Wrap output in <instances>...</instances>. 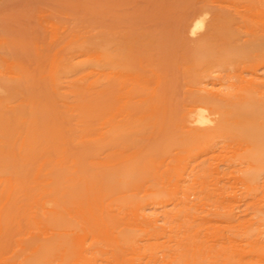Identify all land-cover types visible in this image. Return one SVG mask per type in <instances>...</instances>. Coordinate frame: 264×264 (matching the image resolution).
<instances>
[{
	"label": "bare ground",
	"instance_id": "obj_1",
	"mask_svg": "<svg viewBox=\"0 0 264 264\" xmlns=\"http://www.w3.org/2000/svg\"><path fill=\"white\" fill-rule=\"evenodd\" d=\"M37 15L45 77L0 38V132L21 152L0 159V264H264V0H193L169 66L144 74L128 51ZM63 106L101 140L69 179L32 163ZM147 130L164 138L152 158L128 146ZM208 212L237 231H212Z\"/></svg>",
	"mask_w": 264,
	"mask_h": 264
},
{
	"label": "rangeland",
	"instance_id": "obj_2",
	"mask_svg": "<svg viewBox=\"0 0 264 264\" xmlns=\"http://www.w3.org/2000/svg\"><path fill=\"white\" fill-rule=\"evenodd\" d=\"M192 6L193 0H0V38L12 43L16 52H8L10 56L27 60L37 75L45 77V64H38L30 57L33 31L34 36L37 35L36 38L42 41L43 29L37 21V14L42 10L44 22L62 28L66 35L70 30H75L97 46L110 45L128 51L132 65L144 74L152 67L164 69L169 66V55L177 45L175 33L178 23L187 19ZM191 46H194L193 42ZM183 53L185 51L179 47L175 61L183 62ZM60 111L57 121L43 117L40 127L42 140L37 142V151L42 153L46 149L48 152L43 158L40 155L33 157L32 163L38 166L49 158L45 172L52 171L69 179L77 174L80 166L87 165V152L98 148L101 140L85 136L87 123L81 111H73L67 106H63ZM56 123L60 134L67 140L64 145L55 137L53 127ZM3 128L6 131L9 129L7 125ZM9 138L8 134L2 135L0 132V140L5 143L4 146L0 144V159L7 158L18 164L21 158L19 143L16 138ZM163 141L164 138L152 136L147 130L145 136L138 135L128 146L130 152L136 150L152 158L156 149L150 152L148 149ZM221 168L226 172L233 169L228 167L227 162H223ZM261 206L264 209V203ZM255 208L256 205L249 206L245 202L240 205L243 214ZM205 219L209 220L212 231L218 234L228 235L237 231V222L227 227L229 223L221 221L212 212L206 213ZM261 233L264 238V229ZM201 257L204 264H222L221 258L214 261L207 253Z\"/></svg>",
	"mask_w": 264,
	"mask_h": 264
}]
</instances>
